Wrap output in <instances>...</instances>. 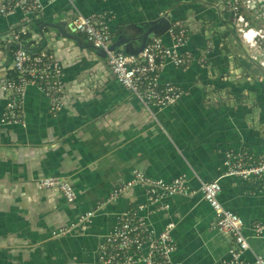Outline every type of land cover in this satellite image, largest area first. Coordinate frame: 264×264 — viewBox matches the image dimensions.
I'll return each instance as SVG.
<instances>
[{
    "label": "crops",
    "instance_id": "0c3cea01",
    "mask_svg": "<svg viewBox=\"0 0 264 264\" xmlns=\"http://www.w3.org/2000/svg\"><path fill=\"white\" fill-rule=\"evenodd\" d=\"M41 2L45 6L46 0ZM72 2L83 16L106 14L112 45L125 40L115 53H131L129 47H137L135 38L151 22L165 16L184 19L193 31L183 49L202 66L193 62L183 70L163 68L159 83H170L184 95L155 112L153 121L115 82L101 53L69 29L72 15L66 0H52L42 9L30 33L21 36L23 47L59 63L66 95L63 108L51 116L48 100L27 88L25 128L0 126V264H94L113 215L143 202L140 190L102 206L82 233H52L105 200L133 171L164 183L184 176L195 190L188 198L165 199L164 211L138 214L153 231L173 224L172 262L225 264L231 241L210 229L212 211L198 192L199 182L213 180L221 187L218 201L243 221L251 251L264 259V239L252 237L249 229L264 224V191L256 182L222 176L225 152L264 156V71L241 47L227 11L214 0ZM62 12L70 18L65 27L56 22ZM15 19L0 18V84L13 77L9 56L14 43L4 35ZM46 28L52 29V37L43 41ZM66 30L75 36L64 35ZM160 37L169 45L166 34ZM5 103L0 94V114ZM44 177L63 178L75 193L74 202L66 203L56 191H39L36 180ZM243 259L250 260V254Z\"/></svg>",
    "mask_w": 264,
    "mask_h": 264
},
{
    "label": "built area",
    "instance_id": "2783aa9c",
    "mask_svg": "<svg viewBox=\"0 0 264 264\" xmlns=\"http://www.w3.org/2000/svg\"><path fill=\"white\" fill-rule=\"evenodd\" d=\"M51 1L46 0L43 6L41 0H0V18L16 17L9 32L4 35L9 43H14L9 56L13 77L0 84V94L6 98L0 114V126L17 125L25 128L22 117L24 93L27 88L35 89L48 100L49 115L54 116L63 108L66 95L63 68L45 54H31L26 51L21 38L30 33L31 24L37 14L50 5ZM66 2L72 15L69 29L83 36L89 47L101 53L104 64L115 82L133 95L153 121H156L155 112L173 105L184 95L182 90L170 83H159L163 68L171 65L183 70L193 62L202 66L200 60L183 49L193 31L184 19L169 21L164 33L169 39V45H165L160 36H152L137 54L115 53L110 50L113 37L107 25L106 14L83 16L75 10L72 0ZM214 5L221 9V0H214ZM237 21L242 25L237 31L240 40L248 48L258 40L264 53V36L248 27L241 17H238ZM222 168V176L234 177L244 182H256L264 191V156L228 151L223 155ZM36 188L39 191H56L66 203L75 200L71 186L60 177L37 179ZM132 189L142 192L143 202L113 215L112 227L96 247L94 264H177L171 260L174 251L171 239L173 224L166 223L160 231H153L138 214L147 210L164 211L167 206L163 201L169 197L188 198L195 195V190L188 186L184 176L164 183L147 178L140 171H133L130 179L112 190L105 200L96 203L91 210L83 212L68 226L53 232L52 235L62 236L72 231L84 232L102 206L115 202ZM198 192L212 211L210 229L231 241L225 264H264V259L251 251L247 238L243 235V221L218 201L221 187L217 180L199 182ZM249 229L252 237L264 239V224L255 223ZM245 253L250 254V260L243 259Z\"/></svg>",
    "mask_w": 264,
    "mask_h": 264
},
{
    "label": "rangeland",
    "instance_id": "374dc122",
    "mask_svg": "<svg viewBox=\"0 0 264 264\" xmlns=\"http://www.w3.org/2000/svg\"><path fill=\"white\" fill-rule=\"evenodd\" d=\"M262 1L261 0H221V8H223V10L227 11L228 15L232 19V22L235 26L234 27V33L238 37V41L241 42V47H243V49L245 51L250 52L251 60H253L256 63V65L264 71V53L262 51V47H261L259 41L257 40L255 45L251 46V48H248V46H246L240 40L238 33H237V31L242 27V25L239 24L237 21V18L240 17V15L234 14L235 13L234 7L237 8V5L239 3H241V5H239V9L241 10V13H238V14L242 15V17L244 18V22H246L248 24V27L255 29V30H258V33L260 35L264 36V25H263L262 29H256L257 27L255 26V24H256L255 21L263 22V20H264L263 19L264 18V2H262ZM67 5H68V3H67ZM250 6H252V7H250ZM68 8L69 9H67V11H70L69 5H68ZM246 16H247V18H246L247 20L245 21ZM69 21H70V18L66 15L65 12L60 13V17L56 20V22L59 24L58 26H60V27H61V25H62V27H65L67 22H69ZM44 32L46 33V36L43 35V41H46L47 39H50V37H52V35H51L52 29L51 28H46L44 30ZM7 33H5V34H7ZM62 33H64V35H71V36L74 35L75 36V34H70L67 30H66V32L62 31ZM73 38L76 42L80 43L79 40L76 39V37H73ZM10 79L11 78L8 77L7 80H10ZM24 96H25V93H24ZM23 104H24V100H23Z\"/></svg>",
    "mask_w": 264,
    "mask_h": 264
},
{
    "label": "water",
    "instance_id": "95a60500",
    "mask_svg": "<svg viewBox=\"0 0 264 264\" xmlns=\"http://www.w3.org/2000/svg\"><path fill=\"white\" fill-rule=\"evenodd\" d=\"M169 19L165 16L163 19L159 22H151L149 24V27L143 32V34L135 38V42L137 44V47L135 49H132L131 46L129 47V50L132 54H137L142 47L145 45V42L147 39L151 38L152 36H162L165 31L168 28L169 24ZM125 42L124 39L120 40L119 43H115L114 45H111L110 50L114 51L115 48L119 46V44H123Z\"/></svg>",
    "mask_w": 264,
    "mask_h": 264
},
{
    "label": "flooded vegetation",
    "instance_id": "af4514ba",
    "mask_svg": "<svg viewBox=\"0 0 264 264\" xmlns=\"http://www.w3.org/2000/svg\"><path fill=\"white\" fill-rule=\"evenodd\" d=\"M239 5H241V3H239L238 5H237V8L236 7H234V11H235V13L234 14H236V15H240V17L242 18V20L244 21V18L242 17V15L241 14H238V13H241V10L239 9ZM247 18V16L245 17V21L247 20L246 19ZM264 19V18H263ZM248 22V21H247ZM255 26L257 27L256 29H262V27H263V25H264V20H263V22H259V21H255ZM253 27V26H252ZM255 28V27H254ZM258 31V30H257Z\"/></svg>",
    "mask_w": 264,
    "mask_h": 264
}]
</instances>
